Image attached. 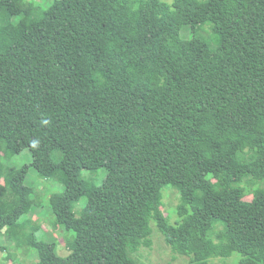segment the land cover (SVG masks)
<instances>
[{
	"label": "trees",
	"instance_id": "trees-1",
	"mask_svg": "<svg viewBox=\"0 0 264 264\" xmlns=\"http://www.w3.org/2000/svg\"><path fill=\"white\" fill-rule=\"evenodd\" d=\"M19 2L0 0V181L11 193H0V235L36 249L37 264H139L131 253L152 245L155 223L190 264L234 252L264 264V0ZM168 16L210 23L217 46ZM24 18L32 37L18 35ZM26 148L32 163L9 167ZM83 148L103 159L99 184L76 166ZM31 165L63 184L50 204L74 233L66 256L21 221L36 206ZM168 184L184 199L176 223L163 211Z\"/></svg>",
	"mask_w": 264,
	"mask_h": 264
},
{
	"label": "rangeland",
	"instance_id": "rangeland-1",
	"mask_svg": "<svg viewBox=\"0 0 264 264\" xmlns=\"http://www.w3.org/2000/svg\"><path fill=\"white\" fill-rule=\"evenodd\" d=\"M54 0H20V6L24 7L26 3H34L38 7V12L47 9ZM25 19V20H24ZM21 31L18 35H26L32 37L31 30H29L30 19L24 18ZM168 19H171L168 16ZM172 20V19H171ZM171 28L175 32H180L183 37L190 38L193 36L205 39L209 42L211 47H216L215 36L212 31V25L210 23H201L192 28L190 26L181 27L176 21H169ZM20 30V27H19ZM84 147H87L83 145ZM82 146V147H83ZM81 148V147H80ZM33 161L32 154L28 148L24 149L20 154L15 155L7 163L12 169L19 168L24 164H31ZM103 159L95 158L91 156L89 150L86 148L79 149L76 157V166L85 167L83 175L85 178L94 181L95 183H101L105 177L107 171L103 167ZM0 193H4L3 196L7 200H10L11 193L7 188L3 179L0 181ZM26 184L34 188L32 199L36 206L32 210L21 218V221L28 220L32 224L38 227L37 235L41 239L57 242V251L60 255L66 256L69 254L70 247L68 241L74 236L73 232H66L63 228L53 223L54 217L51 209L50 198L51 196L63 189V184L59 180V176L47 178L39 173L36 167L30 166L26 177ZM243 187H247L249 192L247 195L242 189H235L232 191L234 199L251 198L253 194L254 185L252 183H243ZM264 186V183L260 184ZM163 211L169 216L172 223H176L180 217L177 213V206L180 202L184 201L181 192L173 185H166L163 189ZM4 198V197H3ZM4 198V199H5ZM85 198L81 199L77 203L75 212L77 215L82 213V207L85 202ZM153 232L151 239L152 245L149 247L143 246L139 251L131 253V256L139 264H190V256L180 254L173 250V248L167 244L164 235L159 231L155 223H152ZM7 230V229H6ZM187 229L181 230V235L185 236ZM10 231H5V234L0 235V246H6L4 250L0 247V264H37L39 261L38 252L31 247L18 248L15 241H12L8 235ZM195 247L199 246L201 239L195 237ZM242 259V254L234 252L228 257H214L211 262L217 264H237Z\"/></svg>",
	"mask_w": 264,
	"mask_h": 264
}]
</instances>
